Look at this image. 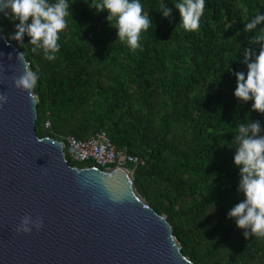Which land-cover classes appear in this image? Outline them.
<instances>
[{
	"label": "trees",
	"instance_id": "16d2710c",
	"mask_svg": "<svg viewBox=\"0 0 264 264\" xmlns=\"http://www.w3.org/2000/svg\"><path fill=\"white\" fill-rule=\"evenodd\" d=\"M141 2L153 23L132 51L117 40L107 13L91 9L89 0H69L73 15L52 61L31 52L27 36L10 39L14 22L0 17L1 34L38 77L37 134L88 140L107 133L117 148L143 161L129 167L136 189L167 215L183 255L194 264H264V237L245 239L228 217L243 199L235 150L228 148L235 145L228 143L237 123L252 119L264 126V114L234 96L233 74L247 71L240 62L245 48L259 53L260 45L250 42H264V31H243L264 13V0H206L194 31L177 26V0ZM162 3L173 8L171 19L159 13ZM65 154L73 167H94L70 161L68 146Z\"/></svg>",
	"mask_w": 264,
	"mask_h": 264
},
{
	"label": "water",
	"instance_id": "95a60500",
	"mask_svg": "<svg viewBox=\"0 0 264 264\" xmlns=\"http://www.w3.org/2000/svg\"><path fill=\"white\" fill-rule=\"evenodd\" d=\"M19 53L0 33V264H194L134 170L73 167L62 141L38 136L36 84L15 86L31 71ZM26 216L41 227L18 231Z\"/></svg>",
	"mask_w": 264,
	"mask_h": 264
},
{
	"label": "clouds",
	"instance_id": "9594fccd",
	"mask_svg": "<svg viewBox=\"0 0 264 264\" xmlns=\"http://www.w3.org/2000/svg\"><path fill=\"white\" fill-rule=\"evenodd\" d=\"M72 5L69 0H0V12L14 22L15 32L10 39L22 42L27 36L31 52L42 51L44 57L52 61L60 51L59 36L67 27V17L73 15ZM88 5L98 14L107 13L110 26L116 30L117 40L124 42L132 51L141 47L142 33L153 23L141 0H89ZM205 6L206 0H177L174 4L180 14L177 26L186 31L197 30ZM159 13L171 19L173 8L162 3ZM256 30L264 31V13L252 17L243 29L246 34ZM2 32L3 28H0ZM250 43L259 44L260 50L258 54L251 48L243 50L240 62L246 65L247 71L233 72L237 81L234 96L239 101L251 102L252 111L264 114V42L253 39ZM24 55H18L22 62ZM226 68V72L232 71L231 64ZM37 79L35 72L25 71L15 80V86L28 90L35 86ZM4 103H7V97L0 94V104ZM228 144L235 145L228 148L235 150L233 163L240 177L237 190L243 196L229 210L228 217L235 221L238 229L243 230L245 239L264 237V126L252 119L237 123L233 139ZM41 224V220L26 216L18 231L27 233L33 227L39 229Z\"/></svg>",
	"mask_w": 264,
	"mask_h": 264
},
{
	"label": "built area",
	"instance_id": "2783aa9c",
	"mask_svg": "<svg viewBox=\"0 0 264 264\" xmlns=\"http://www.w3.org/2000/svg\"><path fill=\"white\" fill-rule=\"evenodd\" d=\"M50 123H46V128ZM65 147L70 149V161L83 164L93 163L99 169L123 168L129 170L130 165L143 164L139 158L128 153L127 149L117 148L108 137L107 133L96 134L88 140H78L68 136L62 140Z\"/></svg>",
	"mask_w": 264,
	"mask_h": 264
}]
</instances>
